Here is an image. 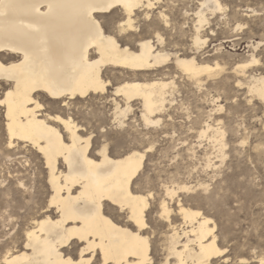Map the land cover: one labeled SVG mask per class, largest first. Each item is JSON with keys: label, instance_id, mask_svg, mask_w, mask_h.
Masks as SVG:
<instances>
[{"label": "bare ground", "instance_id": "obj_1", "mask_svg": "<svg viewBox=\"0 0 264 264\" xmlns=\"http://www.w3.org/2000/svg\"><path fill=\"white\" fill-rule=\"evenodd\" d=\"M137 2L143 7L128 10L132 19L152 18L162 23L164 31L173 29L169 15L159 5L160 0ZM109 3L110 0H0V79H3L0 89L5 91L0 99L6 101L0 103V130L8 133L11 125L13 135H9V143L14 145L5 155L10 157L21 144L31 146L44 160L50 192L43 214L34 217L26 229L23 244L7 247L0 256L1 264H64L73 254L89 247L93 249L89 259H93L97 246L101 261L111 264H143L152 260L154 245L149 242L144 248L139 243L142 229L136 224L135 209L130 208L127 214L122 211L140 195L133 185L135 176L144 167L145 154L131 149L112 155L107 144L92 152V134H84L80 123L73 119L69 123L63 117L50 122L45 116L50 118L52 113L36 111L33 101L45 100L48 104L45 107H55L51 99L62 94L74 101L92 94L103 95L112 84L108 72L121 71L128 75L114 86L113 93L116 96L119 90L125 106L113 98L115 120L124 124L132 102L138 100L142 122L145 125L147 120L148 126H155L161 122L156 115L164 110L165 103L170 101L169 90L176 85L173 80H167L163 69L173 65L196 85H202L206 78L221 70L219 62L210 64L201 49L206 42L204 27L209 24L208 14L214 15L225 6L220 0L199 1L193 13L191 47L187 52L176 44L170 48L159 29L158 41L152 39L148 28L145 33H139L140 38L126 36L122 43L115 42L103 32L96 18V13L106 11ZM149 4L153 7H148ZM247 9L244 16L258 15L254 8ZM183 14L187 16L188 12ZM183 24L186 22L180 29ZM237 24L242 27L241 23ZM263 45L264 40L253 47ZM253 57L258 61L250 54V59L240 61L235 70L247 78L248 93L264 105L261 99L264 76L246 75V68L254 65ZM9 81H12L10 88ZM238 84L243 83L238 80ZM101 87L104 90L98 91ZM221 121L219 128L205 123L198 133L202 138L211 132L210 137L218 145L219 167L227 147ZM180 204L178 201L177 213L182 224H167L176 233L173 250L169 251L162 240L159 244L164 264H205L206 252L214 248L223 250L214 234L216 225L204 224L194 215L201 211L192 208L188 209L190 214L185 221L180 215ZM204 220L212 219L204 215Z\"/></svg>", "mask_w": 264, "mask_h": 264}, {"label": "rangeland", "instance_id": "obj_2", "mask_svg": "<svg viewBox=\"0 0 264 264\" xmlns=\"http://www.w3.org/2000/svg\"><path fill=\"white\" fill-rule=\"evenodd\" d=\"M199 1L160 0L159 5L165 9L171 19L172 27L174 26L169 32L161 31L170 48L176 44L178 49L190 51L192 18L194 11L199 7ZM220 1L225 6L224 10L216 11L214 15L208 14L209 24L204 27L206 42L201 53L206 57L205 59L209 60L210 64L217 60L221 70H218L214 76L206 78L202 85H196L177 71L173 65L163 69L167 80H173L176 85L174 84L173 89L169 90L171 96L168 95L167 100L170 101H167L164 110L156 115L161 118V122L157 124L159 126L144 125L140 118L141 105L138 100L132 102V110L126 116L125 123L110 129L115 133L114 142H106L107 138L103 134H97L91 121H88L87 127H85L76 119L73 120L80 123L82 128L84 127L82 130L84 134H92V143H94L92 152H95L103 144H107L108 151L112 155L126 152V147L139 150L138 147L133 146L138 143L137 135L152 137L157 140V143L163 142L164 153L166 155L171 153V155L166 163L161 161V165L172 169L178 180H191L195 176V180L199 183L206 184L211 181L213 185L217 186V189H223V196H219L214 191L211 196L206 198L205 208L213 215L204 214L205 216L210 217L213 221L217 216H220L223 222L222 213L231 212L229 200L234 202L235 196L239 194L244 201V207L238 215L243 221L252 214L253 204L259 205L262 194L258 181L261 171L264 170V161H262L257 148L264 141V122H262L264 121V105L257 97L248 93L247 78L235 70V65L250 59V54H254L260 63L246 68V75L264 76V45L256 49L253 47L256 42L264 40V4L261 0ZM247 7L257 10L258 15L244 16L248 10ZM184 11L188 12L187 16L183 14ZM247 13L250 14V12ZM183 22L186 24H183V29H180ZM237 23L242 24L240 29H235ZM147 30L148 28H144L142 33ZM127 75L121 71L108 72L107 76L112 83L108 86V91L103 95L92 94L82 98L83 102L80 99L73 100L74 104L71 106V110L80 120H84L91 113H96L101 118L111 115L112 120L109 123L117 121L114 118L113 98L115 95L113 89ZM238 80L243 84H238ZM249 100L252 101L251 104L248 103ZM116 101L123 107L125 106L119 100L116 99ZM212 101H216V103H212ZM41 103L45 106L48 105L45 100H41ZM217 105H222L225 111L223 113L218 111L219 106ZM186 106L187 110H184ZM0 120H2V109L0 110ZM219 120L224 122L223 128L226 131L227 142L226 156L220 167L218 145L210 137L211 132H208L207 137L200 138L198 136L200 130L205 127V123L210 124L213 128H219ZM149 127L151 131H149ZM103 131L104 126L101 124L100 132L103 133ZM245 139L247 143L242 144L241 141ZM21 145L14 150L10 157L3 153L4 159H0L1 257L7 247L23 244L26 229L29 228L34 217L43 214L49 199L50 192L44 160L41 155L30 148L31 146ZM155 155L159 159L160 153L157 152ZM208 159L211 161L209 164ZM146 160L149 166L153 165L151 159L146 157L145 162ZM173 165H175L174 168ZM144 167L141 171L144 170ZM154 170L159 171L158 169ZM172 172H169L170 176ZM245 173L255 175L257 183L242 182L239 177ZM18 177L23 178L19 179ZM21 184L24 185L23 189L20 188ZM183 185L181 184L180 187ZM138 186L139 182H134V190ZM178 201L182 202L177 199L176 205ZM192 209L204 213L203 208ZM174 213L179 216L177 206ZM172 222L176 225L182 224L180 216ZM164 223L167 228V223ZM163 235L162 232L161 236ZM153 239L156 240V243L151 257L158 264L160 257H163V252L159 247L161 238L153 237ZM226 239V236L224 238L217 236V243L220 247ZM241 259H245V257H241Z\"/></svg>", "mask_w": 264, "mask_h": 264}, {"label": "snow or ice", "instance_id": "obj_3", "mask_svg": "<svg viewBox=\"0 0 264 264\" xmlns=\"http://www.w3.org/2000/svg\"><path fill=\"white\" fill-rule=\"evenodd\" d=\"M264 4V0H261ZM143 4L137 2V0H110L109 7L106 11L96 13V18L99 22L100 27L107 36L113 37L115 42H123V39L127 37L140 38L139 33L143 31L144 28H150L149 35L152 36L154 41L161 39L158 29L163 31L162 23L149 18L147 21L144 19H132L131 13L128 11L131 8H142ZM148 7H153L149 4ZM141 25L142 27H137ZM241 25L237 24L236 28L240 29ZM166 35V33H165ZM252 63H260L254 57ZM3 80V79H0ZM12 81H9L7 87H11ZM104 88H98V91H103ZM5 95L4 89H0V98ZM9 96L12 93H8ZM58 94H51L52 97H56ZM115 99L119 100L121 104L125 101L123 95L117 90ZM264 100V96L261 97ZM51 104L55 107H45L44 104L36 103V111H46L51 112L52 116L49 118L45 116V119H50L51 121H60L61 117L65 121L71 122L72 119H76L78 122L82 123L87 127V122L91 121L94 125V130L97 134H103L107 140L106 142H114L115 133L111 132L110 129L116 128L119 122L112 121L111 115L107 118H101L96 113H91L84 120L76 115L74 111L71 110V106L74 101L69 98V95L62 94L59 98L51 99ZM0 103H6L4 99H0ZM216 103V101H212ZM249 104L252 103L251 100L248 101ZM111 107V105H109ZM184 110H187V106ZM221 113L225 111L223 107L217 109ZM171 119V117H168ZM191 119V116H189ZM99 121V123H97ZM264 122V121H262ZM104 126L103 133L100 132V125ZM221 126H224V122H220ZM145 126H148V121H145ZM149 131L151 128L149 127ZM9 135H13L11 131V125H9V132L3 133L0 130V159H4L3 153L9 152L14 145L9 143ZM138 143L134 144V147H138L140 152L145 154V157L153 161V165L149 166L147 160L145 162L144 170L135 176L134 182H139V186L135 189L140 195L135 198L134 202L129 205L128 208H124L122 211L127 214L130 208L135 209L134 217L136 224L142 232L140 233L138 240L142 247L147 248L149 242L155 245L156 240L153 237H160L165 247L169 251H172L175 246L176 233L172 231L171 228L165 227V221L167 224H171L174 219H178L174 213L176 208L175 201L180 199L182 202L180 204V215H183L185 221L189 217L190 208H203L204 213L195 212L194 215L203 220L204 224L212 225L215 223L218 227L214 229V234L227 239L220 248H214L212 251L205 253V264H264V170L261 171L259 176V186L261 189L260 203L259 205L253 204L252 214L246 217L243 221L241 220L240 213L241 209L244 207V201L241 196L237 194L233 200H229V205L231 207V212L222 213L224 216L223 222L220 216H217L213 220H204V214L213 215L207 211L205 208V200L208 196H211L214 191L217 192L219 196H223V189H217L216 185H213L211 181L208 183H199L195 180V176L191 180L179 179L172 172V169L161 165V161L165 163L171 153L167 155L164 153V143L159 142L152 137H146L143 135H137L136 137ZM242 144H246L247 140H242ZM127 151H131L130 148L126 147ZM257 151L261 155L262 161H264V141L260 143ZM159 152V159L156 158V153ZM175 165H173V168ZM154 169H158L156 171ZM172 172V175H169ZM22 179L23 177H18ZM239 179L246 184H256L257 178L255 175H250L245 173L241 175ZM181 184L186 185L185 187H180ZM24 185L21 184L20 188L23 189ZM120 211V209H117ZM39 219V218H37ZM242 225V226H241ZM155 229V231H153ZM166 233V235L161 236V233ZM144 233H148L147 236ZM32 234L29 233V236ZM170 237V238H169ZM99 239V237H97ZM211 239V235H209ZM89 240L92 237L89 236ZM231 241V243H229ZM93 256V249L88 248L87 251H80L78 254H73L70 258L64 261V264H111V261H101L99 257V246L96 248V256L93 259L89 257ZM245 257V259H241ZM130 259H133L130 257ZM143 264H157L156 260H145ZM159 264H164L163 257H160Z\"/></svg>", "mask_w": 264, "mask_h": 264}]
</instances>
